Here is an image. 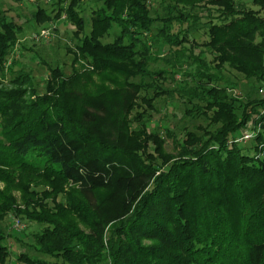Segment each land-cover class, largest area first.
<instances>
[{"label":"trees","instance_id":"1","mask_svg":"<svg viewBox=\"0 0 264 264\" xmlns=\"http://www.w3.org/2000/svg\"><path fill=\"white\" fill-rule=\"evenodd\" d=\"M81 1L63 11L83 69L48 65L43 93L5 68L24 31L0 13V264H264V0H102L83 36ZM161 94L203 133L139 111ZM163 130L181 152L158 169L142 153L154 162ZM249 131L254 155L236 141ZM9 216L44 226L16 238L28 251L5 243Z\"/></svg>","mask_w":264,"mask_h":264},{"label":"rangeland","instance_id":"2","mask_svg":"<svg viewBox=\"0 0 264 264\" xmlns=\"http://www.w3.org/2000/svg\"><path fill=\"white\" fill-rule=\"evenodd\" d=\"M58 2V3H57ZM56 3V4H55ZM70 0H0V13H6L11 18L15 19L16 22L23 25V33L20 35L19 41L11 52L9 56L8 62L5 64V68H8L9 64L12 60H17L21 64L24 69L28 71H32L35 76L36 85L39 88L40 93L44 92V87L46 85V78H48L50 72L47 70L48 65L60 66L63 68L68 74L73 72L74 68L83 69L80 63L75 62V55L70 50H76V42H78V38L74 34L75 26L72 25L69 21V18L63 10L69 5ZM154 4V1L153 3ZM102 5V0H82L80 3V10L82 11L80 14L86 19V28L85 32H82L81 36L84 33H88L91 30V17L92 12L98 9ZM250 5V4H249ZM37 6L42 7L47 14H49L51 19H48L45 22L38 21L35 15L37 12ZM156 7L157 5L154 4ZM61 9V15L59 16L58 11ZM258 9V7H255ZM161 11V10H160ZM264 14L263 11H261ZM161 13V12H160ZM36 17V18H35ZM40 19L43 17L40 16ZM207 19L204 20L206 22ZM219 22V20H216ZM202 40L204 42L208 39V36L204 33V29H202L198 34H196V39ZM114 36L106 37L104 39L105 42H112ZM26 46L27 48H24ZM212 57H209V61H212ZM87 66V65H86ZM89 67V66H87ZM19 67H17L18 69ZM163 68L167 71H170V67L165 64V62L160 61L158 63H154L151 66V70L153 72L158 69ZM1 69V68H0ZM0 70V75H1ZM167 74L166 83H164L165 87L173 88V83L171 79L170 73ZM226 75L229 74L226 72ZM232 77L234 75H231ZM156 78V75H155ZM182 79L183 76L178 77ZM158 79V78H157ZM7 88H11L12 85L8 83L7 80H3ZM152 94V93H150ZM145 95V93H144ZM29 97V95H27ZM167 94H161V96L154 101V109H148L145 102L140 101L141 107H137L139 111L144 113L147 117H151L154 122L166 121L171 123L174 130L179 131L184 129L185 127L191 130H196L198 134L203 133L200 130L203 129L204 126L207 127L208 122L204 123L200 118V109H204L202 103H198L195 101V104H201V108H197L194 110V114H200L197 122L194 123L185 109L186 105L180 102L179 97L170 98L167 97ZM190 109H193L191 106ZM135 114V113H134ZM136 115V114H135ZM195 125V126H194ZM198 125V127H196ZM185 126V127H184ZM201 126V127H200ZM194 127V128H193ZM252 131H249V133ZM165 130H163V150L152 152L154 162L149 159L146 153H142V158L145 160V163L152 162L156 168L167 169L170 167L171 163L166 164L165 162L171 157H179V151L181 152V147L175 148V144L173 143L172 137L166 134ZM255 136V135H254ZM244 143V142H243ZM255 144V140L253 137L247 141L245 144L247 150L246 153L248 155H254V152L250 149ZM141 154V153H140ZM175 160V159H173ZM151 164V163H150ZM152 165V164H151ZM76 188L70 182H67L64 185V192L68 194L74 193V189ZM16 195L19 197L20 193L16 192ZM62 197L60 196L58 200L60 201ZM18 218L14 216H9L6 219L7 231L11 233L10 239H6L5 243L11 248L13 252L19 251L20 243H17L16 238H21L25 243H31L33 241L32 232L42 230V225L37 224L35 222L29 221V219L23 218L20 220L22 225L24 226L22 229H18L14 227L15 221ZM146 243H151L150 241H146ZM20 251H28V246L25 248H20ZM31 253V252H30ZM46 259H50L45 257ZM11 262L13 264H17L16 256L12 255Z\"/></svg>","mask_w":264,"mask_h":264},{"label":"built area","instance_id":"3","mask_svg":"<svg viewBox=\"0 0 264 264\" xmlns=\"http://www.w3.org/2000/svg\"><path fill=\"white\" fill-rule=\"evenodd\" d=\"M260 92H261L262 94H264V87H262V88L260 89ZM254 135H255V132H250V133H249V132H246L245 134H243V136L237 138L236 141H237V142H247V141L250 140L252 137H254ZM14 227H15V228H18V229H22L24 226L22 225V223L20 222V220L17 219V220L15 221Z\"/></svg>","mask_w":264,"mask_h":264},{"label":"crops","instance_id":"4","mask_svg":"<svg viewBox=\"0 0 264 264\" xmlns=\"http://www.w3.org/2000/svg\"><path fill=\"white\" fill-rule=\"evenodd\" d=\"M57 1H60V0H57Z\"/></svg>","mask_w":264,"mask_h":264}]
</instances>
